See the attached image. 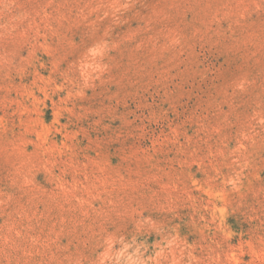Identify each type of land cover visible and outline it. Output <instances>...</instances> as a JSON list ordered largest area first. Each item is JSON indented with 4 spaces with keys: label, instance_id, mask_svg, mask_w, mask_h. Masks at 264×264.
<instances>
[{
    "label": "rangeland",
    "instance_id": "374dc122",
    "mask_svg": "<svg viewBox=\"0 0 264 264\" xmlns=\"http://www.w3.org/2000/svg\"><path fill=\"white\" fill-rule=\"evenodd\" d=\"M0 264H264V0H0Z\"/></svg>",
    "mask_w": 264,
    "mask_h": 264
}]
</instances>
